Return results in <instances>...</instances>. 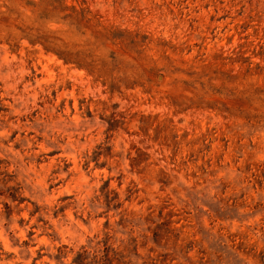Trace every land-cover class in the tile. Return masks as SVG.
Wrapping results in <instances>:
<instances>
[{"label": "rangeland", "instance_id": "374dc122", "mask_svg": "<svg viewBox=\"0 0 264 264\" xmlns=\"http://www.w3.org/2000/svg\"><path fill=\"white\" fill-rule=\"evenodd\" d=\"M0 264H264V0H0Z\"/></svg>", "mask_w": 264, "mask_h": 264}]
</instances>
